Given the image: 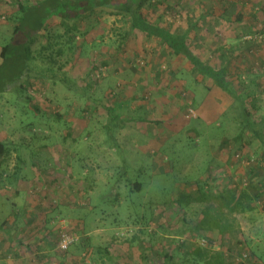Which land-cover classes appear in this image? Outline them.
I'll use <instances>...</instances> for the list:
<instances>
[{"label": "rangeland", "instance_id": "374dc122", "mask_svg": "<svg viewBox=\"0 0 264 264\" xmlns=\"http://www.w3.org/2000/svg\"><path fill=\"white\" fill-rule=\"evenodd\" d=\"M19 1L0 0V49ZM153 2L148 18L187 32L210 65H227L252 118H264V0ZM130 22L106 9L80 23L62 60L72 57L82 89L35 79L22 93H0L10 148L0 170V264H160L167 252L192 264H264V199L229 212L218 197L264 176L261 141L228 93ZM48 28L65 33L56 19ZM210 204L224 232L197 228ZM63 228L78 238L67 251Z\"/></svg>", "mask_w": 264, "mask_h": 264}, {"label": "trees", "instance_id": "16d2710c", "mask_svg": "<svg viewBox=\"0 0 264 264\" xmlns=\"http://www.w3.org/2000/svg\"><path fill=\"white\" fill-rule=\"evenodd\" d=\"M153 0H23L19 1L16 16L13 18L14 29L8 37L7 42L1 44L0 49V93L24 92L36 80H54L61 82L71 90L82 89L70 76L72 57L62 60L68 51L73 52L75 46L76 31L81 22L92 19V14L97 10L109 9L113 14L129 15L131 17L130 28L132 31L139 30L143 33L153 35L161 39L173 54L184 56L193 66L197 74L204 75L230 95L236 103L234 105L239 111L240 124L250 130L262 143L264 151V118L254 120L247 106L246 99L240 94L237 86L229 78L227 65L215 67L201 59L190 47L186 32H178L158 22L151 21L145 9L153 5ZM53 19L60 22L65 33L51 32L48 28ZM48 29V30H46ZM44 35L39 46L38 38L41 32ZM88 30V29H87ZM86 30V32H88ZM68 37L66 40L64 37ZM68 50V51H67ZM72 66V65H71ZM5 71V72H3ZM110 109V108H109ZM115 122V121H113ZM115 127H119L116 123ZM110 133H112L110 131ZM10 155L8 144L0 138V170L7 162ZM264 164V152L261 157ZM14 183V178L9 181ZM133 188L140 189L141 182H134ZM201 186L202 195L206 196ZM214 196L213 192L210 191ZM252 192L253 194H251ZM204 193V194H203ZM264 196V176L259 177L256 182L250 183L244 190L236 191L227 186L219 192L218 197L229 209V212L242 208L253 209L256 201H261ZM179 200L187 198L182 192ZM215 197V196H214ZM211 204L206 206L204 218L199 222L197 228L218 229L220 232L226 230L221 219L210 213ZM203 227V228H202ZM202 250V249H200ZM109 257H114L110 250H106ZM160 264H192L175 259L172 252L163 254Z\"/></svg>", "mask_w": 264, "mask_h": 264}, {"label": "built area", "instance_id": "2783aa9c", "mask_svg": "<svg viewBox=\"0 0 264 264\" xmlns=\"http://www.w3.org/2000/svg\"><path fill=\"white\" fill-rule=\"evenodd\" d=\"M77 239L78 238L75 236V234H72L68 230L63 228L59 235L58 246L61 250L67 251L77 241ZM201 243L206 244V241H203Z\"/></svg>", "mask_w": 264, "mask_h": 264}, {"label": "crops", "instance_id": "0c3cea01", "mask_svg": "<svg viewBox=\"0 0 264 264\" xmlns=\"http://www.w3.org/2000/svg\"><path fill=\"white\" fill-rule=\"evenodd\" d=\"M184 32H185V31H184ZM186 34H187V32H186ZM173 60H175V62H177V61H178V58L175 57V59H173ZM192 72L195 74L196 71H194V70L192 69ZM72 159L75 160V158H72ZM73 160H72V161H73ZM76 167H78V165H76L75 168H76ZM83 167H84V166H83Z\"/></svg>", "mask_w": 264, "mask_h": 264}]
</instances>
